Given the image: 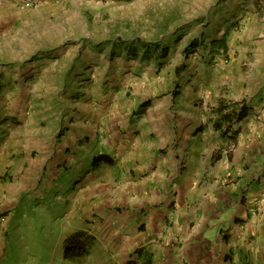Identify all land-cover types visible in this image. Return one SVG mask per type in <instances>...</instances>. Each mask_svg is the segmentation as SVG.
Wrapping results in <instances>:
<instances>
[{
	"label": "rangeland",
	"instance_id": "rangeland-1",
	"mask_svg": "<svg viewBox=\"0 0 264 264\" xmlns=\"http://www.w3.org/2000/svg\"><path fill=\"white\" fill-rule=\"evenodd\" d=\"M238 1L1 0L0 264H78L75 255L86 253L66 246L74 236L69 234L76 204L81 216L88 215L77 196L90 181L76 163H87L90 153L75 150L81 145L72 133L62 135L73 123L91 122L90 102L95 115L107 117L110 136L124 141L141 130L176 131L177 169L193 163L201 196L209 184L225 182L218 160L232 147L216 127L218 107L255 104L264 93V0ZM225 32L229 49L222 53L211 41ZM121 38L160 45L147 60L138 44L133 58L125 46L114 48L112 42ZM193 41L198 46L186 58L184 50ZM165 45L169 55L159 68ZM148 99L151 105L141 118L137 111ZM189 132L197 135L192 141L184 140ZM111 155L120 161L122 154ZM73 158L76 163L69 164ZM58 163L62 167L49 169ZM110 205L89 218L109 215ZM221 220L207 223L206 238L216 239ZM259 222L248 239L246 227L240 230L251 252H229L217 264L228 258L233 264H264V218Z\"/></svg>",
	"mask_w": 264,
	"mask_h": 264
},
{
	"label": "crops",
	"instance_id": "crops-1",
	"mask_svg": "<svg viewBox=\"0 0 264 264\" xmlns=\"http://www.w3.org/2000/svg\"><path fill=\"white\" fill-rule=\"evenodd\" d=\"M256 99L259 100H254L255 104H248L250 112L238 124L236 139L230 138V134L221 135V140H227L232 147L229 155L224 153L218 160L227 179L219 186L209 184L202 196L196 188L193 163L182 172L177 169L176 131L150 133L141 130L130 141H124L110 136L107 117L100 112L95 115L97 109L94 111L92 107L95 106L90 102L91 122H86L85 118L73 123L62 135L70 138L72 133L81 145L75 150L82 155L90 153L87 163L77 164L75 158L69 163H76L79 174L86 172V180L90 181L85 191L81 190L77 196L88 215L81 216L76 204L74 228L69 234L81 237L78 245L86 248V253H78L80 261L75 262L217 264L229 252H251L252 244L241 240L240 230L246 227L243 234L248 239L264 218V93L260 92ZM196 137L189 132L184 140L192 141ZM66 147L63 146V151ZM115 151L122 154L120 161L111 155ZM100 153L111 155L115 164L92 165V158ZM54 167L59 169L62 164H52L49 169ZM196 201L200 202L198 206ZM106 202L112 204L109 208L113 214L98 212L89 218V214L104 208ZM154 202L156 206L150 208L148 204ZM172 204L178 206L176 210H172ZM221 217L225 220L220 221L223 227L219 235L214 241L209 240L205 237L207 229L211 228L207 223ZM189 221L194 224L186 225ZM228 228L230 237L226 233ZM81 254L85 257L83 261ZM233 262L228 258L221 264Z\"/></svg>",
	"mask_w": 264,
	"mask_h": 264
},
{
	"label": "trees",
	"instance_id": "trees-1",
	"mask_svg": "<svg viewBox=\"0 0 264 264\" xmlns=\"http://www.w3.org/2000/svg\"><path fill=\"white\" fill-rule=\"evenodd\" d=\"M169 36H172V34H170ZM228 36H229L228 32H225L221 38H217V39L215 38L211 41V44L213 45L215 50H218V52H222V53H226L228 51L229 49ZM112 43L114 48L116 49L125 46L127 48L128 54L133 58L138 57V48L139 45H141L143 46V52L141 58L147 60H150L152 58L154 51H156L157 49V46L160 45L159 40L155 42L154 41L145 42L143 39L130 40L124 38H121L117 42H112ZM197 46H198V41H193L190 43V45L184 50L186 58H188L189 55L195 51ZM169 47L170 45H165L161 49V53L159 55V62H158L159 68L163 67V65L165 64V60L169 55V50H170ZM151 102L152 101L150 99L142 102L137 112H140V114H142L151 105ZM218 109L220 113V121L216 124L217 129L218 130L222 129L223 135L230 134V138L236 139L239 129L238 127H234V126L238 125L248 116L250 112V106L247 104L246 101H240V102H235L232 105L220 104ZM223 123L227 125L225 129ZM91 162L92 165L100 164V163H107L109 165L115 164L113 157L105 153L97 154L96 156L93 157ZM81 240L82 238L79 237L78 235L73 236L71 241L69 238V242L68 245L66 246V249L69 250L72 248V246H74V247H78L81 250H85L86 248L83 245H78L80 244Z\"/></svg>",
	"mask_w": 264,
	"mask_h": 264
},
{
	"label": "built area",
	"instance_id": "built-area-1",
	"mask_svg": "<svg viewBox=\"0 0 264 264\" xmlns=\"http://www.w3.org/2000/svg\"><path fill=\"white\" fill-rule=\"evenodd\" d=\"M27 3H33V0H24Z\"/></svg>",
	"mask_w": 264,
	"mask_h": 264
}]
</instances>
